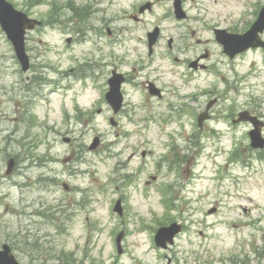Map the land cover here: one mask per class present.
Returning <instances> with one entry per match:
<instances>
[{"label": "rangeland", "instance_id": "rangeland-1", "mask_svg": "<svg viewBox=\"0 0 264 264\" xmlns=\"http://www.w3.org/2000/svg\"><path fill=\"white\" fill-rule=\"evenodd\" d=\"M7 1L42 26L27 33L25 74L0 29V244L22 264H67L54 261L61 250L77 264H264V149H251L250 123L236 122L248 112L264 123V54L230 61L212 33H243L264 0H182L188 19L180 22L168 0ZM145 2L153 12L138 16ZM155 27L161 35L149 58L146 34ZM204 50L209 70H185ZM114 69L128 78L116 116L104 100ZM147 82L163 88L160 100L142 92ZM210 102L198 129L194 116ZM170 139L176 150L162 159ZM143 151L153 153L142 161ZM12 157L19 170L5 178ZM165 189L172 211L161 203ZM169 222L183 231L159 251L151 231Z\"/></svg>", "mask_w": 264, "mask_h": 264}, {"label": "water", "instance_id": "water-1", "mask_svg": "<svg viewBox=\"0 0 264 264\" xmlns=\"http://www.w3.org/2000/svg\"><path fill=\"white\" fill-rule=\"evenodd\" d=\"M180 9L179 7L176 8V14L178 17H182L179 14ZM38 25L37 22L28 20L27 17L19 12H16L11 5L7 4L4 0H0V25L3 31L7 34L8 39L12 42L14 51L18 60L20 61L24 70L28 67V58L25 54V30H31L35 25ZM264 27V11L260 15V18L256 25L252 28V30L245 36L238 37V36H229L227 38H235L238 42L235 43V46H231L232 41H228L226 39L220 40L222 45L224 46V53L233 57L238 52H241L249 47H259L262 46L259 40L256 37L257 32H261ZM217 35H225L223 32H216ZM121 81L117 77H113L109 81L110 85V93L107 96V100L109 104L116 109L120 104V95H119V85ZM252 123H255L254 120H251ZM256 124V123H255ZM260 126V125H259ZM250 138L252 141L251 146L253 148H262L263 147V140L260 137V130L258 129L257 125H255V130L250 133ZM11 167V165H10ZM165 232H169L167 235V240L169 243H172L173 237L179 232V228L175 225H172L168 229H162L157 233V242L159 245H164V243L160 244L162 240V235ZM0 264H17L12 257L9 256V252L4 248L3 252H0Z\"/></svg>", "mask_w": 264, "mask_h": 264}]
</instances>
